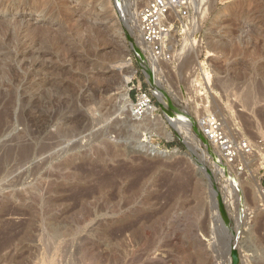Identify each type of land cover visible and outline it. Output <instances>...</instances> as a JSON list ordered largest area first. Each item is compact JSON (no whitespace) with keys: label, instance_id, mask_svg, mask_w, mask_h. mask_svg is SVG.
<instances>
[{"label":"rangeland","instance_id":"1","mask_svg":"<svg viewBox=\"0 0 264 264\" xmlns=\"http://www.w3.org/2000/svg\"><path fill=\"white\" fill-rule=\"evenodd\" d=\"M128 2L0 0V156L12 148L0 263L264 264V206L248 177L262 182L261 158L231 173L198 131L214 114L264 140V0L194 8L191 37L152 88L170 138L144 131L123 101L130 80L149 87ZM19 145L34 156L14 170Z\"/></svg>","mask_w":264,"mask_h":264},{"label":"built area","instance_id":"2","mask_svg":"<svg viewBox=\"0 0 264 264\" xmlns=\"http://www.w3.org/2000/svg\"><path fill=\"white\" fill-rule=\"evenodd\" d=\"M194 7L191 0H144L137 14L138 33L142 43L147 47V62L144 76L148 88L141 82L132 80L127 84L131 103L130 114L136 120L143 119L147 114L157 112L154 102L152 66L159 63H175V51L185 35L193 26L192 14ZM173 30L176 31L174 45ZM139 38V37H138ZM135 52V48L131 47ZM136 73V71L134 72ZM152 74V75H151ZM154 84V82H153ZM198 131L201 139L214 151L223 167L231 173L245 171V157L252 158L254 148L261 151V162L264 165V140H250L243 136L238 137L223 127L222 120L214 114L204 115L198 122ZM260 194L264 201V173L261 175Z\"/></svg>","mask_w":264,"mask_h":264},{"label":"bare ground","instance_id":"3","mask_svg":"<svg viewBox=\"0 0 264 264\" xmlns=\"http://www.w3.org/2000/svg\"><path fill=\"white\" fill-rule=\"evenodd\" d=\"M125 1V0H124ZM129 2L127 3V4H130L131 2H130V0H128ZM132 1H134V0H132ZM191 2H192V5H193V7L194 8H199V9H201L203 6H204V3L203 2H200V0H191ZM142 3H144V0H135V2L134 3H132V5H134V11L133 12H131V14H130V12H129V10H128V12H129V16H130V18L128 19L129 21H131L132 22V27H135V28H137L138 29V23H137V14H138V10H139V8L141 7V4ZM103 5H105V4H103ZM126 6H128V5H126ZM129 7H130V5H129ZM127 8V7H126ZM102 9V8H101ZM104 11V10H103ZM123 15V14H122ZM122 18V17H121ZM130 27V26H129ZM84 30L85 31V29L88 31H91L92 32V27H76L75 28V31L77 32V33H81V32H78V31H80V30ZM82 30V31H83ZM129 30V29H128ZM191 32H192V29L190 30V32H188L186 35H185V37H184V44H183V47L186 45V43H187V41H188V39L191 37ZM77 35V34H76ZM173 35H174V45H176L177 44V42H176V38H175V36H176V31L175 30H173ZM138 43H141V45H143L146 49H147V47L142 43V41H141V39L139 38L138 39V41H137ZM194 45H196V42H194V41H192V42H190V46H189V50H188V54L189 55H191L192 56V53H193V55H194V53H195V55H196V51H195V47H194ZM192 51H195V52H192ZM175 52H177V50L175 51ZM180 52H182V50H180L179 51V53ZM159 64H162V63H159ZM159 64H154L151 68H152V71H153V75H152V77H153V82H154V85L156 86V85H158V80H157V70H156V67L159 65ZM128 65V64H127ZM127 65H125V66H127ZM145 67V66H144ZM130 78L131 77H129V76H126V77H124V82L125 83H128V81L130 80ZM158 87V86H157ZM101 88V87H100ZM154 89V88H153ZM105 90V89H104ZM99 91V90H98ZM155 92V94L158 96V98H159V100L161 101V103H162V105H163V107H165L166 105L168 106V104H167V102H166V100L162 97V95H158L159 93L157 92V91H154ZM249 92H250V89H248L247 91H246V93L247 94H249ZM125 93V92H124ZM123 95V101H125L124 103H126V108H127V111H129L130 110V108H131V103H130V99H129V97H128V95H127V93H125V94H122ZM122 95H121V97H122ZM125 105V104H124ZM166 106V107H167ZM167 109H169V107L167 108ZM167 111H169V110H167ZM130 112V111H129ZM184 114V113H183ZM168 115V114H167ZM179 115V114H178ZM184 115H186V114H184ZM180 116V115H179ZM178 116V117H179ZM172 118V117H171ZM169 119V118H168ZM182 119V118H181ZM175 120V119H174ZM180 120V119H179ZM176 121V120H175ZM174 121V122H175ZM182 122V121H181ZM185 122V121H184ZM224 122V121H223ZM222 122V123H223ZM137 124H139L140 125V127L141 128H143V130L144 131H152V130H160L161 131V133H163L166 137H168V138H170V136H169V134L168 133H166L165 131H164V127H163V124H162V121L158 118V117H155L154 116V114H147V115H145V117H144V119L143 120H138L137 121ZM174 124V123H173ZM176 124V123H175ZM179 126V125H178ZM225 125H223V127H224ZM155 128V129H154ZM225 128V127H224ZM176 130V129H175ZM201 140V139H200ZM187 143H189V142H187ZM153 147V146H152ZM151 147V148H152ZM150 148V147H149ZM150 148V149H151ZM152 150V149H151ZM17 156H16V159H15V161H16V164H15V166L14 167H12V168H14V170H15V168H21V166H24L33 156H34V154H33V152L31 151V149H30V147H29V145H19V146H17ZM12 153V148H7L5 151H4V153H2V156H0V175H2L3 173H4V171H5V168H4V164L10 159V157H11V154ZM260 152H259V147H256V148H254V151H253V153H252V156H255L256 158V161H258L259 162V160H260ZM245 163H244V168L245 169H247L246 167L248 166V165H250L251 164V161H250V157H245ZM219 162H220V160H219ZM221 163V162H220ZM246 163H247V166H246ZM221 165H222V163H221ZM8 172H12L13 171V169L12 170H7ZM7 172V173H8ZM5 175V174H4ZM248 177L252 180V182H253V186H254V188L256 189V191H257V194H258V196H259V201L261 202V204L264 206V201H263V197L261 196V194H260V184H259V180H258V178L256 177V171H250L249 170V172H248ZM1 235V234H0ZM4 237V236H3ZM6 237H8V236H6ZM11 237V236H10ZM6 239H8V238H6ZM13 239V238H12ZM2 240V239H1ZM10 240V239H9ZM5 241V240H4ZM4 241H1V242H4ZM7 241V240H6ZM10 242V241H9ZM8 241L7 242H4V244H1L0 245V252L2 251V250H4L6 247H7V245H8V243H9ZM12 242V241H11ZM13 243V242H12ZM10 244V243H9ZM12 245V244H11ZM11 245H8L9 247H11ZM7 250V249H6ZM12 251H14V250H12ZM3 254V253H2ZM1 255V254H0ZM10 255V254H9ZM2 257V256H1ZM10 259V258H9ZM0 260H2V259H0ZM5 260V259H4ZM14 260V259H13ZM16 260V259H15ZM1 264V263H0Z\"/></svg>","mask_w":264,"mask_h":264},{"label":"water","instance_id":"4","mask_svg":"<svg viewBox=\"0 0 264 264\" xmlns=\"http://www.w3.org/2000/svg\"><path fill=\"white\" fill-rule=\"evenodd\" d=\"M130 36V35H129ZM130 38V37H129ZM130 47H133L132 46V44L130 45ZM130 50H132L131 48H130ZM134 71H136V70H134ZM149 83H150V85H152V86H155L154 84H153V82L151 81V79H149ZM161 107L163 108V111H164V113H165V119H166V121H167V123L171 126V124H170V122H169V120L167 119V110L163 107V105L161 104ZM172 127V126H171ZM173 128V127H172ZM176 135L179 137V139H180V141H181V143H182V145L188 150V153L186 154V156L189 158V159H196V154L193 152V151H191L188 147H187V145L183 142V140H182V137L180 136V134H177L176 133ZM236 257L234 256V261L236 262Z\"/></svg>","mask_w":264,"mask_h":264},{"label":"trees","instance_id":"5","mask_svg":"<svg viewBox=\"0 0 264 264\" xmlns=\"http://www.w3.org/2000/svg\"><path fill=\"white\" fill-rule=\"evenodd\" d=\"M156 104V103H155ZM157 106V105H156Z\"/></svg>","mask_w":264,"mask_h":264}]
</instances>
